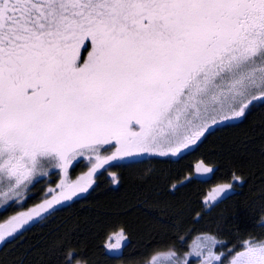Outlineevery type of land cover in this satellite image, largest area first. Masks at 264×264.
Returning a JSON list of instances; mask_svg holds the SVG:
<instances>
[{"label": "snow or ice", "instance_id": "6c2138e0", "mask_svg": "<svg viewBox=\"0 0 264 264\" xmlns=\"http://www.w3.org/2000/svg\"><path fill=\"white\" fill-rule=\"evenodd\" d=\"M254 101L264 103V0H0L5 202L48 169L63 176L58 195L0 225V241L86 193L111 161L176 157L218 122L216 113L239 119ZM80 157L90 168L71 181ZM196 171L213 169L200 162ZM232 188L217 186L211 200ZM126 239L122 227L109 233L113 258ZM214 262L225 264L209 248L200 264ZM227 264H264V240L246 241Z\"/></svg>", "mask_w": 264, "mask_h": 264}, {"label": "trees", "instance_id": "16d2710c", "mask_svg": "<svg viewBox=\"0 0 264 264\" xmlns=\"http://www.w3.org/2000/svg\"><path fill=\"white\" fill-rule=\"evenodd\" d=\"M85 43L90 51V41ZM81 52L86 58L87 51ZM200 162L213 171L196 174ZM74 169L82 171L84 166ZM99 170L86 193L0 241V264H143L161 251H185L200 234L215 238L216 250L227 263L246 241L264 240L260 101L251 104L244 117L210 127L177 157L117 160ZM234 174L240 180L233 181ZM225 183L233 184L228 198L207 203L210 190ZM121 227L127 239L116 259L105 244L109 233Z\"/></svg>", "mask_w": 264, "mask_h": 264}, {"label": "rangeland", "instance_id": "374dc122", "mask_svg": "<svg viewBox=\"0 0 264 264\" xmlns=\"http://www.w3.org/2000/svg\"><path fill=\"white\" fill-rule=\"evenodd\" d=\"M254 102H257V101H254ZM252 102V104L254 103ZM226 114V113H216L215 116H216V119H217V123L216 124H219V123H223L225 122L226 120H223L222 117L223 115ZM234 120V119H233ZM232 121V120H231ZM209 123H211V121H209ZM216 124H212L211 127L213 125H216ZM202 138V137H201ZM198 142V141H197ZM195 145H192L189 149L193 148ZM105 147H108V146H105ZM189 149H185L183 150L182 153H184V151H187ZM181 153V154H182ZM101 154L102 155H109L111 154V152H105L103 149L101 150ZM180 154H178L177 156H179ZM143 156H155V157H172V156H156V155H150V154H147V153H144V154H141L140 156H137V157H143ZM176 156V157H177ZM137 157H125L127 158L126 160H132L133 158L137 159ZM129 158H132V159H129ZM79 159V164L82 163V165L84 166V169L82 171H77L76 172V169H70V166H69V173H68V179L71 180V181H76L78 180L81 176H83L85 173H87V171L89 170L90 168V165L88 163V161L83 158V157H80L78 158ZM139 159V158H138ZM122 161H126L125 159H121ZM50 171L54 170L55 174H58L60 173L59 169H49ZM49 171V172H50ZM196 174H199V175H204L205 173L203 172H197L196 171ZM63 177V176H62ZM59 184V183H58ZM57 184V185H58ZM55 187V191H56V195L59 194V191L60 189H58V187ZM92 186V185H91ZM216 188V187H214ZM213 188V189H214ZM210 190V192L208 193V196L206 198V202L207 203H212L214 201L211 200V195H212V190ZM7 189L5 188L4 184L2 182H0V205L2 206L4 203H5V197H4V192L6 191ZM19 192V195H14V194H10L11 198L8 199L10 201L14 200V199H17L18 196H20V194H25L26 192V189H21V190H17ZM219 199V198H218ZM7 200V201H8ZM13 207V205H11ZM56 208L59 207L60 205H55ZM210 238H213V239H210ZM213 240L215 242H213ZM211 248V251L216 254V255H220L217 250H216V240L213 236L211 235H207V234H200V235H197L196 237H194L192 239V241L189 243L188 245V248L185 250V251H182V252H178V251H175V250H166V251H161V252H158V253H155L154 255H152V257L149 259V261L147 262V264H153V261H154V258H155V264H172L173 261H176V260H187V264H200V262L203 260V259H206L207 258V253H208V249ZM170 251H174L176 252V256L172 257L171 260L169 259H166V255L170 252ZM197 251H201L203 252V256L202 257H198L195 255V253ZM214 264H218V262H214ZM227 264V263H225Z\"/></svg>", "mask_w": 264, "mask_h": 264}, {"label": "flooded vegetation", "instance_id": "af4514ba", "mask_svg": "<svg viewBox=\"0 0 264 264\" xmlns=\"http://www.w3.org/2000/svg\"><path fill=\"white\" fill-rule=\"evenodd\" d=\"M129 159H132V158H129ZM79 162H80L79 159H77L76 161H73L72 165H70V169H74L76 167V165L79 164ZM47 171H48L47 176L37 177L33 180L32 184L28 185V188L26 189L25 194L21 193L20 196L17 197V199H14L12 201L8 200L2 206L0 205V225H7V222L13 216H17L20 213L28 212L34 208H37L40 204H42L44 202L45 199L50 200V199H52L53 195H56L55 187L58 183L61 182L63 177L60 173L55 174L54 170L50 171L48 169ZM100 171L101 170H98V172L95 173L94 175H98L100 173ZM94 178H93V182H94ZM49 189H53L54 191H49ZM78 196H81V195L79 194ZM78 196H76V198ZM73 198H75V197H73ZM67 202L68 201L62 202V204H59V205L64 206V204ZM11 205H13V207ZM55 208H56V206L54 205L53 208H50L47 212H43V213H41L40 216L34 217L33 220H30L28 222V224L24 225L22 228H20L18 230V232L14 233L13 236L17 235L21 230L26 229L29 226L30 222H33L34 220L39 221V220L45 218L46 216H49L54 211ZM13 236H11V237H13ZM11 237H6V239H9ZM114 242H115V240H114ZM124 245H125L124 242H122L121 251H123ZM107 251L113 255V253L110 252L108 249H107ZM147 262L148 261L143 262V264H147ZM74 264H83V263L75 262ZM116 264H125V262L118 261V262H116Z\"/></svg>", "mask_w": 264, "mask_h": 264}]
</instances>
